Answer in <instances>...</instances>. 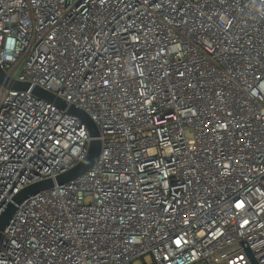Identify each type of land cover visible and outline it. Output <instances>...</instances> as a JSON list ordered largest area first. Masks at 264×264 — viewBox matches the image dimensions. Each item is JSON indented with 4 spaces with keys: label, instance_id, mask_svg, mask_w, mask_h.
I'll return each instance as SVG.
<instances>
[{
    "label": "built area",
    "instance_id": "built-area-1",
    "mask_svg": "<svg viewBox=\"0 0 264 264\" xmlns=\"http://www.w3.org/2000/svg\"><path fill=\"white\" fill-rule=\"evenodd\" d=\"M0 264H264V0H0Z\"/></svg>",
    "mask_w": 264,
    "mask_h": 264
},
{
    "label": "water",
    "instance_id": "water-1",
    "mask_svg": "<svg viewBox=\"0 0 264 264\" xmlns=\"http://www.w3.org/2000/svg\"><path fill=\"white\" fill-rule=\"evenodd\" d=\"M4 79V72L0 67V81ZM14 90L17 91H31V93L43 99L49 103H53L57 107L61 109H67V111L80 118L88 127L90 132V137L92 138L90 142V149L86 159L79 164L74 169L59 175L55 180L48 179L42 182L35 183L23 189L20 193H18L13 200L7 205L0 216V246L3 242V233L6 228L9 226L13 216L15 215L18 207L26 201L29 197L38 194L41 191H45L51 189L57 185L66 184L80 175L86 173L88 170L92 168L95 162L98 160L101 152V142L97 139L99 136L98 129L91 118L81 109H78L75 106H69L65 101L55 97L53 94L39 88V87H31L30 84L27 83H15L13 86Z\"/></svg>",
    "mask_w": 264,
    "mask_h": 264
}]
</instances>
